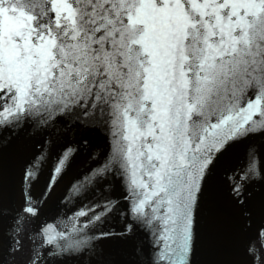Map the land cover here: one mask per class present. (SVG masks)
<instances>
[{
  "label": "snow or ice",
  "instance_id": "1",
  "mask_svg": "<svg viewBox=\"0 0 264 264\" xmlns=\"http://www.w3.org/2000/svg\"><path fill=\"white\" fill-rule=\"evenodd\" d=\"M58 116L113 129L117 175L131 189L124 199L137 219L97 238L119 241L139 223L160 220L165 249L157 247V264H184L217 163L236 144L264 136V128L252 131L264 122V0H0V125L43 130ZM254 154L223 179L241 215ZM31 167L12 210V252L27 239L25 264L84 256L105 264L95 259L104 255L99 245L40 219L47 191L41 199L24 191ZM116 208L105 200L77 215L84 226L105 223ZM6 211L0 166V249Z\"/></svg>",
  "mask_w": 264,
  "mask_h": 264
},
{
  "label": "water",
  "instance_id": "2",
  "mask_svg": "<svg viewBox=\"0 0 264 264\" xmlns=\"http://www.w3.org/2000/svg\"><path fill=\"white\" fill-rule=\"evenodd\" d=\"M4 127L0 125V166L8 211L3 219L6 231L0 249L3 264H25L27 260V239L22 252L13 253L9 246L15 227L12 210L22 203L20 177L29 165L33 180L30 189L28 184L23 185L24 191H31L33 199H41V194L47 191L42 221L56 223L57 230L66 232L68 237L99 245L104 255L95 259L105 264H157V247L160 253L165 249V241L160 239L164 233L160 220L139 223L119 241L97 238L101 230L125 227L126 217L130 222L137 219L130 213L129 201L124 199L131 189H126V182H120L117 175L122 170L115 158L113 129L94 123L85 128L74 118L65 122L59 116L43 130L31 127L18 132L11 128L5 131ZM261 128L264 122L253 125L252 131L259 133ZM248 151L255 153L251 158L254 166L249 184L251 198L247 212L241 215L228 201L223 179L233 168L247 163ZM105 164L107 169L100 171ZM105 200L116 203V211L105 223L95 221L84 226L81 222L86 217L77 213L86 205ZM145 212L153 215L151 208L146 207ZM144 219L140 217L141 221ZM194 227L193 249L184 258V264H264V231H261L264 230V136L256 134L221 157ZM31 228L30 225L28 231ZM74 228L80 230L73 231ZM66 264H88V257L68 258ZM158 264L168 261L162 259Z\"/></svg>",
  "mask_w": 264,
  "mask_h": 264
}]
</instances>
